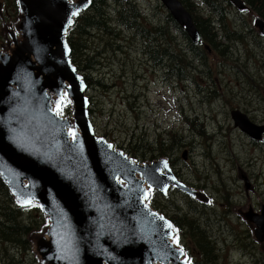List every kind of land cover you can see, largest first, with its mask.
Masks as SVG:
<instances>
[{
    "label": "rangeland",
    "instance_id": "1",
    "mask_svg": "<svg viewBox=\"0 0 264 264\" xmlns=\"http://www.w3.org/2000/svg\"><path fill=\"white\" fill-rule=\"evenodd\" d=\"M106 1L114 3L119 11L132 12L135 8L148 15L149 22L169 31L171 49L179 58L185 52L188 59L181 60L186 75V81H182L158 66L154 58L149 59L147 48H154L157 38L149 44L132 37L134 28L122 25L128 16H120L116 23L111 20L114 10L106 11L107 18H100L87 34L76 38L78 47L87 46L80 50V60L86 64L89 60L84 58H90L96 63L90 76L102 83L92 85L87 92L95 133L147 162L154 157H169L181 177L215 197V204L206 206L175 191L172 196L181 210L162 204L198 226V231H193L192 224H183L189 232L184 243L193 254L189 255L191 264H264V242L254 238L252 226L243 217L250 214L249 205L256 212L264 208V132L252 138L236 127L230 116V110L238 108L252 121L264 124V36L252 25L254 12H240L232 1L225 13L204 1L201 4V0H184L192 15L213 21L215 41L222 44L217 48L203 40L191 53L186 38L174 27L160 0H94L84 15L97 12V6L100 11ZM17 22L16 0H0V52L12 45L4 28ZM114 25L115 30H121L123 39L117 42L123 45V51L104 48L107 40L116 42L109 38L113 37L109 28ZM96 51L100 52L97 57ZM166 60L163 56L161 61ZM179 110L185 113L187 122L182 121ZM165 130L169 136L177 135L173 145L164 143L162 152L147 150L156 135ZM140 142L146 147L142 149L144 156L128 151L129 146ZM208 177L210 185L205 183ZM8 204V197L0 190V213L5 207L4 212H8ZM28 207L17 217L26 225L35 218L30 214L33 207ZM25 232L24 248L0 239L2 263H37L31 250V233ZM199 235L205 238L204 249L197 243ZM177 240L182 246L181 238ZM238 243L247 251L242 252Z\"/></svg>",
    "mask_w": 264,
    "mask_h": 264
},
{
    "label": "water",
    "instance_id": "2",
    "mask_svg": "<svg viewBox=\"0 0 264 264\" xmlns=\"http://www.w3.org/2000/svg\"><path fill=\"white\" fill-rule=\"evenodd\" d=\"M231 1L250 10L242 0ZM161 2L196 39L198 31L181 1ZM18 3L19 36L13 28L5 29L13 44L0 52V176L17 202L37 201L41 206L46 222L31 236L37 263L184 264L170 241L171 222L145 201V183L162 190L167 160L136 163L94 134L85 83L63 54L66 29L84 3ZM252 17L253 27L264 36V18L255 12ZM63 90L73 101L75 139L67 129L72 120L58 116L52 106L63 99ZM230 115L253 138L264 130L239 109ZM262 212L246 215L259 243L264 242Z\"/></svg>",
    "mask_w": 264,
    "mask_h": 264
},
{
    "label": "trees",
    "instance_id": "3",
    "mask_svg": "<svg viewBox=\"0 0 264 264\" xmlns=\"http://www.w3.org/2000/svg\"><path fill=\"white\" fill-rule=\"evenodd\" d=\"M204 1V3H206V5H210L212 7H214V9H217L219 11H221L222 9L218 8V6L215 4L217 3L216 0H201V4H203L202 2ZM246 3H248L252 9L259 14L260 16H262L264 18V0H244ZM182 2L184 3V5L187 7V4L185 3L184 0H182ZM94 2H92L93 4ZM96 4H94V7ZM106 4L104 3L103 6H105ZM99 7H96V10H98ZM83 15V16H82ZM78 18H82L81 19V23L79 25H76L75 30L77 32H84V28L92 25V24H98L99 22V16L97 14H94L93 16V22L92 19L89 15H84L81 14L78 16ZM194 21L196 23V26L198 27L200 33H201V38L202 40L207 41L209 44L214 45L215 47L219 48V44L215 41V35L216 33L212 31V26H213V21L210 18H202V17H197L194 16ZM152 32L155 31H159V37L162 34V40L159 39V42L157 41L155 43V47L156 50H158V48L160 47V45H163V56L166 57V62L161 61L163 59V57H158L157 55H154V59L155 62L158 65L164 66V68L167 70V72H169L171 75L173 76H178L180 78L185 77V75L182 72V66L181 64V60L183 59H188L186 54L182 53V56L179 58L178 54L175 52L174 49H171V41H169V39H171L170 34L165 30L162 31V29L160 27H152L151 28ZM147 36H145L146 38V42L147 43H151L152 42V38L153 35L150 32L144 33ZM72 48H73V52L72 54L79 56L78 53V46L77 44L72 40L70 41ZM152 49L153 46H151ZM191 53H194L196 51V49L192 46L189 45V49H188ZM201 50L204 51V48L201 47ZM150 53V51H149ZM88 66V64L86 65ZM261 80H264L263 78ZM96 85L100 86L101 82L99 80L95 81ZM185 118V117H184ZM185 122H187V116L184 120ZM177 136V135H176ZM175 135L169 136L168 133L166 134V137H163V135L161 133H159L158 135H156L155 137V141L154 144H152L149 149V151H159L162 152L163 150V145L164 143L167 146H172L173 145V140L174 137H176ZM181 137V136H180ZM162 140V141H161ZM192 144V143H190ZM191 147V146H190ZM146 148L144 146L143 143H138V144H134L129 146L128 151L136 154H140L142 156L145 155V151H143L142 149ZM194 148V147H192ZM155 158V157H154ZM5 185L3 184V182L0 180V190L2 191V193L5 195V197H8V212H4L6 207L4 208V211H2L0 213V239L2 241H12L15 242L19 245H21L23 248L26 245V241H27V234L25 231H31L33 230H37L39 228V225L43 222V219L41 216H39L38 211L37 210H33L30 211V214L32 216H35L34 220L31 222V224L26 225L25 223L21 222L20 220L17 219V217H19L21 215L22 210L20 208H16L14 207L10 197L8 196L7 190L4 187ZM21 212V213H20ZM10 214L12 216H10ZM174 221V220H173ZM175 222V221H174ZM176 224V223H175ZM181 225L183 224H187V225H191L192 222L190 220H184L182 223H180ZM176 227L179 228V225L176 224ZM193 231H198V227L194 224H192V228ZM183 230V229H182ZM179 231H181V229L179 228ZM183 233V235H185L186 237L189 235V232H187L186 230L181 231ZM204 242H205V238L203 235H199L197 238V243L199 245V248L204 249ZM241 249L243 250H247V247L240 244ZM196 248V247H195ZM186 250L188 253H191L190 247L186 244Z\"/></svg>",
    "mask_w": 264,
    "mask_h": 264
},
{
    "label": "flooded vegetation",
    "instance_id": "4",
    "mask_svg": "<svg viewBox=\"0 0 264 264\" xmlns=\"http://www.w3.org/2000/svg\"><path fill=\"white\" fill-rule=\"evenodd\" d=\"M174 27H176L175 25H174ZM177 29H179V27H176ZM205 183H207V185H210V179H209V177L208 178H206V182ZM259 192H261L260 190H259ZM256 195V194H255ZM194 225H196L197 226V224H194ZM198 227V226H197ZM239 248V247H238ZM242 252H246L247 250H243V249H241V248H239Z\"/></svg>",
    "mask_w": 264,
    "mask_h": 264
},
{
    "label": "snow or ice",
    "instance_id": "5",
    "mask_svg": "<svg viewBox=\"0 0 264 264\" xmlns=\"http://www.w3.org/2000/svg\"><path fill=\"white\" fill-rule=\"evenodd\" d=\"M73 15H76V13H73ZM57 114H59V111L57 112ZM72 135H73V138L75 139L76 138L75 132H73ZM25 203H29V202H25ZM168 227L171 228V225L169 224ZM176 242L178 243V240ZM186 264H190V261H186Z\"/></svg>",
    "mask_w": 264,
    "mask_h": 264
},
{
    "label": "bare ground",
    "instance_id": "6",
    "mask_svg": "<svg viewBox=\"0 0 264 264\" xmlns=\"http://www.w3.org/2000/svg\"><path fill=\"white\" fill-rule=\"evenodd\" d=\"M250 68H251V67H250ZM242 76H243V75H242ZM206 240H207V239H206ZM239 241H240V240H239ZM240 243H241V242H240ZM238 247L241 248V247H243V246H240V244L238 243Z\"/></svg>",
    "mask_w": 264,
    "mask_h": 264
}]
</instances>
